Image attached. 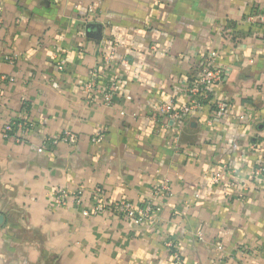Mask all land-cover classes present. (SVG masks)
I'll return each instance as SVG.
<instances>
[{
  "label": "crops",
  "instance_id": "obj_1",
  "mask_svg": "<svg viewBox=\"0 0 264 264\" xmlns=\"http://www.w3.org/2000/svg\"><path fill=\"white\" fill-rule=\"evenodd\" d=\"M261 16L264 0H0V264H177L168 243L182 264H264ZM211 52L223 79L209 99L152 119L189 103ZM92 69L117 81L111 106L87 98ZM14 119L34 123L21 143L2 137ZM64 131L75 145L37 152ZM161 183L150 223L94 210L96 188L139 205ZM57 189H81L80 206Z\"/></svg>",
  "mask_w": 264,
  "mask_h": 264
},
{
  "label": "built area",
  "instance_id": "obj_2",
  "mask_svg": "<svg viewBox=\"0 0 264 264\" xmlns=\"http://www.w3.org/2000/svg\"><path fill=\"white\" fill-rule=\"evenodd\" d=\"M90 14L92 12L89 11ZM260 20L264 22V16L260 17ZM100 57L102 63L107 70L113 68L115 62L114 51H108L101 53ZM210 62H208L207 69L197 78L189 88L191 93V100L182 109H177L172 101L160 103L152 111V119L156 120L160 116H167L172 120L178 118H187L188 115L195 109H197L203 101L209 99L211 95V88L213 85L219 83L223 79V70L219 64H216L218 58L216 52H211L208 55ZM9 59V58H8ZM12 63L13 61L9 59ZM64 61L59 60L58 69L61 70L64 67ZM101 74L97 69H92L88 73V79L84 85V90L87 93V98L93 102L97 97L100 98V104L104 106H111L114 96L118 93L119 87L115 79H111L108 83L102 84ZM216 115L222 116L224 112L223 103L218 100ZM122 115V113H121ZM34 128V123L29 119H14L7 122L2 128V137L5 140H14L17 143H21L27 139L30 131ZM103 139L102 133H97L91 138V142L100 143ZM77 142V136L70 132L64 131L60 135L55 137H44L41 144L37 147V152L44 153L47 151V146H55L59 143H65L70 146L75 145ZM264 174V164H258L253 170V177L257 178ZM221 176L215 174L211 178V181L216 183L220 180ZM83 191L77 190L74 194H70L64 189H57L53 192V200L58 206H65L70 195L74 199V204L80 206L81 196ZM97 196V203L95 204V211L111 212L112 214L121 217L123 219L133 222L135 225L147 224L152 221L154 216L159 211V198L168 196V188L165 183H161L156 187L152 194L145 198L139 205H134L126 198H122L112 203H105L101 200V192L98 188L95 189ZM167 246L171 248L172 258L177 264H182V260L179 254L174 251L171 243Z\"/></svg>",
  "mask_w": 264,
  "mask_h": 264
},
{
  "label": "water",
  "instance_id": "obj_3",
  "mask_svg": "<svg viewBox=\"0 0 264 264\" xmlns=\"http://www.w3.org/2000/svg\"><path fill=\"white\" fill-rule=\"evenodd\" d=\"M0 221H1V216H0Z\"/></svg>",
  "mask_w": 264,
  "mask_h": 264
},
{
  "label": "trees",
  "instance_id": "obj_4",
  "mask_svg": "<svg viewBox=\"0 0 264 264\" xmlns=\"http://www.w3.org/2000/svg\"><path fill=\"white\" fill-rule=\"evenodd\" d=\"M263 164H264V161H263Z\"/></svg>",
  "mask_w": 264,
  "mask_h": 264
}]
</instances>
